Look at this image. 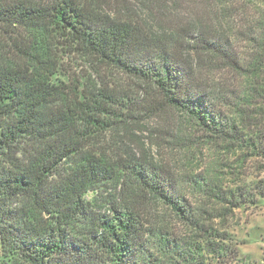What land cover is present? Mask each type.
Masks as SVG:
<instances>
[{
    "label": "trees",
    "instance_id": "1",
    "mask_svg": "<svg viewBox=\"0 0 264 264\" xmlns=\"http://www.w3.org/2000/svg\"><path fill=\"white\" fill-rule=\"evenodd\" d=\"M262 172L264 0H0V264H232Z\"/></svg>",
    "mask_w": 264,
    "mask_h": 264
},
{
    "label": "rangeland",
    "instance_id": "2",
    "mask_svg": "<svg viewBox=\"0 0 264 264\" xmlns=\"http://www.w3.org/2000/svg\"><path fill=\"white\" fill-rule=\"evenodd\" d=\"M172 11L180 14L187 18H199L203 11H205L202 4L199 2L184 1L179 2L175 5H169ZM183 13V14H182ZM85 63L78 61L73 65V67L85 69ZM174 120L170 123L176 121L179 123V116L173 114ZM174 123V124H175ZM149 126L157 127L164 126L163 123L152 119L147 122ZM175 125H166L164 128H170ZM148 126L141 127L139 131L138 140L142 142L144 152L147 156L155 157L156 155L165 163V165L173 173H178L179 176L186 175L194 176L202 173L213 161L209 149L205 146L201 149L194 148V146L188 142L186 143H176L172 144L167 142L154 148L155 134L152 136L151 129L148 131ZM185 132H192L191 127L184 125ZM199 136L198 134H195ZM169 141V140H168ZM135 147L134 145H132ZM250 167H254L251 172L253 173L257 167L256 163L250 164ZM254 174H256L254 172ZM261 179L264 180V172L261 173ZM161 209L153 208L150 212L148 219H152L154 216L160 213ZM236 218L234 219L232 230L236 238L240 253L238 257L233 260L232 264H264V201L259 208L247 210V211H237ZM172 226L175 230L179 231V227L175 220H172Z\"/></svg>",
    "mask_w": 264,
    "mask_h": 264
}]
</instances>
